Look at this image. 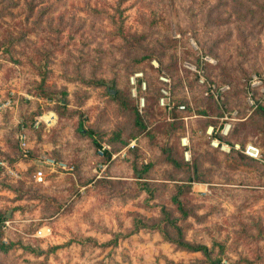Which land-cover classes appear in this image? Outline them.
Returning a JSON list of instances; mask_svg holds the SVG:
<instances>
[{
	"label": "rangeland",
	"instance_id": "1",
	"mask_svg": "<svg viewBox=\"0 0 264 264\" xmlns=\"http://www.w3.org/2000/svg\"><path fill=\"white\" fill-rule=\"evenodd\" d=\"M186 64L228 85L223 96H203ZM151 68L174 76L196 114L181 133L194 139L189 169L171 160L173 111L149 100L139 126L124 105L128 75ZM253 75L264 77V0H0V241L12 242L0 264H264V80L251 87ZM225 116L259 158L209 144L203 124Z\"/></svg>",
	"mask_w": 264,
	"mask_h": 264
},
{
	"label": "built area",
	"instance_id": "2",
	"mask_svg": "<svg viewBox=\"0 0 264 264\" xmlns=\"http://www.w3.org/2000/svg\"><path fill=\"white\" fill-rule=\"evenodd\" d=\"M204 58L207 60H210L208 55H205ZM151 63L155 67L158 66V62L155 59H152ZM186 66L189 69L199 73L197 80L199 84L205 85V88H206L204 91L205 95H211L213 99H218L219 97L223 96V93L228 88V85L226 84L220 85L216 82L208 81L203 75V73L200 72V69L197 68V65L186 64ZM158 79L161 82V86L159 88L160 94L158 97V103L161 106H163L168 112L172 111L173 107L176 106V108L181 113L183 112L182 118L184 120V123L187 124V127H188L189 119L192 117H195L196 114H185L184 112L187 110L188 104L185 101H178V102L175 101L170 91L172 80H171L170 75L166 71L161 69L160 72L158 73ZM263 80H264V77L261 78L256 75H253L249 83L251 87L256 86V85H262ZM128 84L130 86V94L132 97L135 98L137 108L141 112L143 107L145 106V96L144 94L140 93V91L145 90L147 87V82L144 77V71L142 69H136L132 73H130L128 76ZM260 90H261L260 91L261 95L264 98V86H262ZM252 95H253V91H250L248 98L251 104L254 103ZM46 115H47V118L43 116V120L46 122V124H51L53 122V117H54L53 112H50V114H46ZM168 118L172 119V116H168ZM225 118L226 119L224 121H221L218 125L209 123L204 128L203 133L205 134L209 144L212 147L217 148L226 153H230L231 151H239L252 158H256V159L259 158L261 156V148L256 143L252 141H246L245 143H241L240 141L230 142V141L220 138L219 136L215 134V132L218 131L223 136L228 135V132L231 128V120H232L231 118L232 117L225 116ZM39 121L40 119H37L34 122V124L37 125ZM18 137H19V143L21 147L23 149H26L28 145H27L26 134L23 129L20 130ZM179 142L181 146L183 147V158L186 161H190L191 149H190V139H189L188 130L179 137ZM41 162L51 165V166H54L55 164H59V165L61 164V163H58V161H55V159L51 157H43V159H41ZM0 163L4 164V161L0 159ZM60 166H64V165L61 164ZM33 176L35 177L36 180H43L45 176L43 168L38 167L34 171ZM49 230H50L49 225H43L36 230V233L44 234L48 232Z\"/></svg>",
	"mask_w": 264,
	"mask_h": 264
},
{
	"label": "trees",
	"instance_id": "3",
	"mask_svg": "<svg viewBox=\"0 0 264 264\" xmlns=\"http://www.w3.org/2000/svg\"><path fill=\"white\" fill-rule=\"evenodd\" d=\"M159 72H160V69H158V68H151V71H148V70L147 71H144V77H145L146 82H147V87H146L145 90L140 91V93L144 94V96H145V106L143 107V109L141 111L142 113H140V111L137 108V104H136L135 98L132 97L131 94H130V86L128 84L129 99L131 101H133V104L129 100L126 103L124 102V105L127 106L128 108H130L131 111L134 113V115H135V123L137 125H139V126H144V121H143L144 120V117H143V114H145V115L147 114V111H148L147 108H149V105H150L149 104V100L154 99V101H156L155 102V105L156 106H158L159 108H161L163 110L165 109L163 106H161V105L158 104V96L160 94L159 88L161 86V82L158 79V73ZM168 74L170 75L171 80H172V83H171V89H172L173 88L172 85L174 84L175 79H174V76L172 74H170V73H168ZM152 80H154V84L153 85L150 84ZM210 80H211V82H216L218 84H221V82H223V81H221L219 79H215V78H210ZM198 85H199V90L201 91V93L203 94V96H205V97H211V95H205V93H204V91L206 89L205 88V85H201V84H198ZM154 90L157 91L156 97L153 96L154 95V93H153ZM117 92H119V90H117ZM172 92H173L172 95H174L173 97H174L175 101L178 102L179 99H176V95L174 94L173 89H172ZM181 101H185V99L183 98ZM255 102H256V108L259 111L262 112L263 118H264V98H261V97L256 98V101ZM172 111H173L172 120H166V119H164L163 121H165L164 125H165V128L169 132V137H171L173 135H177L175 142H176L177 147L179 149L180 160L179 161H176L175 159H171V160H172V162L175 165L180 166V167H183V168H186V169H189L190 168V161L191 160L190 161H186L183 158V147L181 146V144L179 142V137L182 135L181 133L184 130L183 129L184 128V120L182 118V113L176 108V106L173 107ZM161 118L163 119L164 117H161ZM239 123L241 124V126L242 125L243 126L246 125V123H244V122H239ZM205 124H203V127H202L203 130L206 127ZM259 128L262 129V130H264V127L263 126H259ZM235 130H238V129L234 126V124L232 122V125H231V128H230L229 132H228V135L223 136L218 131L215 132V134L217 136H219L220 138L225 139V140L230 141V142L240 141L241 143H245L246 140L244 138H240L239 136H237L235 134V132H234ZM178 135H179V137H178ZM191 135H194V133L190 130V137H191ZM194 137H195V135H194ZM193 140H194L193 138L190 139V149H191V147L193 145ZM93 142H94V144L97 147L100 146V143H98L96 139H93ZM171 148H172L171 146H166V147H164V151L166 153H168V155H169V152H170ZM101 151H102V153L105 152L106 153V156L109 157L110 153H109L108 150L102 149ZM230 154H237V155H239L241 157H247V158H250V159L252 158V157H250V156H248V155H246V154H244L242 152H238V151H231ZM230 154H228V155H230ZM188 180H191V179H188ZM6 217H7V215H3V214L0 213V223H2L6 219ZM176 243L178 245L186 248V249H190V250H200L205 255H208V247L206 245H203V244H193V243H189V242L183 241L181 239H177L176 240ZM11 245H12V242L11 241L8 242V243H3L2 241H0V248H2V249H7Z\"/></svg>",
	"mask_w": 264,
	"mask_h": 264
}]
</instances>
